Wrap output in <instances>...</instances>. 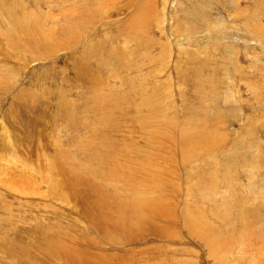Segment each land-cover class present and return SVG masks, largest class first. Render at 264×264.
<instances>
[{"label": "rangeland", "instance_id": "1", "mask_svg": "<svg viewBox=\"0 0 264 264\" xmlns=\"http://www.w3.org/2000/svg\"><path fill=\"white\" fill-rule=\"evenodd\" d=\"M0 2V264H264V0ZM94 170L163 217L114 232Z\"/></svg>", "mask_w": 264, "mask_h": 264}, {"label": "bare ground", "instance_id": "2", "mask_svg": "<svg viewBox=\"0 0 264 264\" xmlns=\"http://www.w3.org/2000/svg\"><path fill=\"white\" fill-rule=\"evenodd\" d=\"M93 3L95 4L94 0H93ZM0 5H1V2H0ZM138 9L142 10L143 7H140ZM81 55L84 57L85 54L82 53ZM35 57L39 58L37 55H35L34 58ZM81 69L84 70L82 66H81ZM193 74H197V70H195ZM194 127L196 131L190 136H186L183 138V141L185 142L184 144L190 145L192 147V140L195 139L199 146L200 145L205 146L206 143L208 142V136L204 135L202 129L198 125ZM74 170L76 169H72L71 171H74ZM88 172L89 171L86 172L87 173L86 181L89 180L93 183L95 182L97 185L96 186L94 184L96 188V191H95L96 195H94V198H96L95 201L97 200L96 203L98 205V210L101 211L102 213L103 212L105 213L106 211V213L108 214L107 216L111 219V223H113L111 225V228L114 230V232L119 233L126 226L132 225V223L135 220L142 219V220H145L146 222H151V221L153 222L156 218L163 217V214H161L159 211L160 204L158 203L159 204L158 205L156 203L155 205L154 202H150L151 200L148 201L149 197H147L146 192L144 194H138L137 192H135L134 194L128 197L124 194L126 193V189H132V191H134V190H137V188L141 187L142 190H147L148 186L150 185V182L147 177L142 176L138 178L135 176V174H138V173L136 171H133L134 174L133 176L131 175L130 181L128 179H121V182H120V180H115V179H112V181L109 180L105 176L104 173L98 170L92 171L91 174H89ZM125 172H131V170L126 169ZM117 176H120V174H117ZM118 183H120V185ZM171 211L167 212V214L170 216L173 215ZM106 218H107L106 214L104 217L100 215L98 218L99 219L98 221L100 222L99 223L100 228L98 230L99 233L106 232L107 227H109L104 222ZM184 219H186V221L190 224L193 222V220L189 217L187 213L184 214ZM115 238H119V236L115 235ZM0 242L2 244L7 245L5 248H8L7 250L10 254L16 253V252H23L27 250L28 248L27 244L22 245L17 242H7V243H5L4 241H0ZM51 242L54 245L53 254L55 253L57 255L62 254L71 261L73 260V257L76 256L75 258L80 257L81 259L80 264H92L93 261H96L93 264H112L109 257L107 256L105 257L104 255L102 256L100 254L93 256V254L90 251H88L89 245L93 244L89 240L88 242H85L87 243L88 247L85 246L86 248H83V250L78 249L79 251L74 250L62 243L56 242L55 240H51ZM1 243H0V247H2ZM57 255H54V257H57ZM113 264H121V263L115 262ZM124 264H128V263L125 262Z\"/></svg>", "mask_w": 264, "mask_h": 264}]
</instances>
